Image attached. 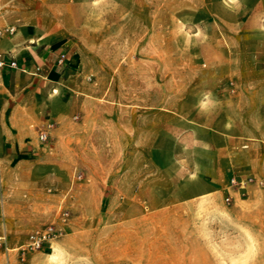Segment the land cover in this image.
Listing matches in <instances>:
<instances>
[{"label":"crops","instance_id":"1","mask_svg":"<svg viewBox=\"0 0 264 264\" xmlns=\"http://www.w3.org/2000/svg\"><path fill=\"white\" fill-rule=\"evenodd\" d=\"M139 1L145 5L116 0L95 19L77 18L72 0L67 12L34 16L0 0V29L16 30L0 38L1 58L16 63L0 67V168L34 189L35 199L39 181L27 166L61 187L72 184L83 222L110 230L117 245L134 249V240L152 233L163 239V253L180 255L170 264H192L199 245L193 224L200 221L175 209L224 190L235 176L264 181V0H180L205 37L190 40L192 65L179 72L180 86L173 88L172 71L164 70L163 85L133 89L127 101L117 87L116 105L104 109L96 100L107 102L111 93L92 89L73 68L87 61L83 47L97 40L111 46L112 32L140 15L159 16L170 28L172 0ZM164 61L171 62V50ZM105 203L115 211L100 215ZM142 204L171 213L142 215Z\"/></svg>","mask_w":264,"mask_h":264},{"label":"rangeland","instance_id":"2","mask_svg":"<svg viewBox=\"0 0 264 264\" xmlns=\"http://www.w3.org/2000/svg\"><path fill=\"white\" fill-rule=\"evenodd\" d=\"M68 2L69 0H7V8H19V12L34 16L41 10L46 14L58 13L60 10L67 12ZM145 2L148 6L159 5L156 0ZM72 4L77 18L99 19L100 15L96 12L100 8L116 6L117 2L72 0ZM133 5L145 4L134 0ZM181 7L180 0H172L170 28L166 25L164 29L163 20H158L159 16L140 15V20L133 26L124 31L112 32L111 46L101 47L97 40L95 46L83 47L87 61L79 63L78 67L73 68L74 71L83 72L86 84L92 89L111 93L107 102L96 100L97 104L111 110L110 107L116 105L117 87L127 92L124 95V101H127L133 96V89L146 91L149 84L163 85L164 70L172 71V87L180 86L179 72L187 69V65H192L189 62L191 46L195 43L190 40L205 38L196 30L197 15L190 9H186L187 14L182 13ZM15 31L14 28L10 36ZM169 50L171 62H165L164 55H169ZM204 55L201 64L205 65L209 58L206 51ZM34 169V166L24 168L27 173L33 174ZM33 174L31 178L39 181L37 199L32 195L34 189L25 183H19L14 173L7 176L3 166L0 168V234H6L8 246L14 248L20 245L33 229L57 224L61 211H67L69 217L61 225L60 234L51 242L50 248L30 253L26 264L180 262L179 254L163 253L166 248L158 246L159 240L163 239L152 233L145 234L144 239L134 240V249L117 245V240L106 236L110 230L101 233L100 226H90L83 222V217H80L79 211L73 206L72 184L64 188L54 184L48 179L49 176ZM235 177L237 181L240 180L241 185L238 184L240 182L234 185L228 182L224 190L199 199L193 206L175 209L177 214L194 215L200 221L193 224L199 245L196 247V254L191 257L192 264H264V181L250 176ZM77 178L76 172L71 177L72 183ZM90 193L93 195V192ZM226 197H229V201L225 200ZM114 211V205L105 203L101 205L99 213L104 215ZM140 213L162 217L171 212L166 206L142 204ZM129 242L132 243V239H128L127 243ZM126 249L135 250L136 253L125 254L123 250ZM0 264H18L15 252L5 253L0 250Z\"/></svg>","mask_w":264,"mask_h":264},{"label":"built area","instance_id":"3","mask_svg":"<svg viewBox=\"0 0 264 264\" xmlns=\"http://www.w3.org/2000/svg\"><path fill=\"white\" fill-rule=\"evenodd\" d=\"M14 32L13 27H5L0 29V38L4 36L11 35ZM64 59V55L60 56V62ZM7 65L10 68H15L16 63L14 60H10L5 62L1 56H0V67H4ZM49 128V126H48ZM47 128V129H48ZM47 129L44 131L39 132L38 134V140L40 142H45L47 140ZM246 181V179L244 180ZM237 182H240V180H236V177H233L230 179V184L234 185L237 184ZM241 185V182L238 183ZM226 201H229V197L225 198ZM69 217V213L67 211H61L59 220L57 224H48L36 229H33L30 231L24 241L14 247L11 248L7 244V236L3 232L0 234V250L4 251L5 253H8L10 251H14L16 254L17 262L18 264H26L28 255L33 252H40L45 249L50 248L51 242L57 238L60 234V227L62 224H65L67 219Z\"/></svg>","mask_w":264,"mask_h":264}]
</instances>
